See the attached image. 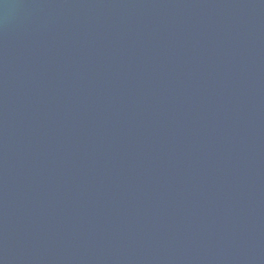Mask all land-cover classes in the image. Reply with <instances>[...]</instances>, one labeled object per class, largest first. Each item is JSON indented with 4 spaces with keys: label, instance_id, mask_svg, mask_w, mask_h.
Segmentation results:
<instances>
[{
    "label": "water",
    "instance_id": "obj_1",
    "mask_svg": "<svg viewBox=\"0 0 264 264\" xmlns=\"http://www.w3.org/2000/svg\"><path fill=\"white\" fill-rule=\"evenodd\" d=\"M0 264H264V0H0Z\"/></svg>",
    "mask_w": 264,
    "mask_h": 264
}]
</instances>
